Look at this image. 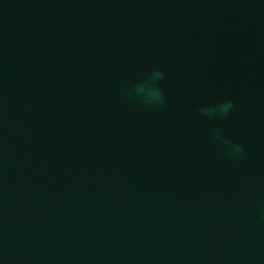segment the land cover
I'll return each mask as SVG.
<instances>
[{"label":"water","instance_id":"95a60500","mask_svg":"<svg viewBox=\"0 0 264 264\" xmlns=\"http://www.w3.org/2000/svg\"><path fill=\"white\" fill-rule=\"evenodd\" d=\"M0 264H264V5L0 0Z\"/></svg>","mask_w":264,"mask_h":264},{"label":"clouds","instance_id":"9594fccd","mask_svg":"<svg viewBox=\"0 0 264 264\" xmlns=\"http://www.w3.org/2000/svg\"><path fill=\"white\" fill-rule=\"evenodd\" d=\"M258 3L264 5V0H258ZM163 78V73L160 71L154 72V79L156 81ZM143 89H137L136 97L142 99L145 103L160 105L164 102L163 93L160 91L158 87L153 85L150 89V92L147 95L142 94ZM233 108V104L231 101H227L219 106V109H202V112L208 116L213 117L217 115H226ZM228 155L230 157H238L242 155V149L239 145H229Z\"/></svg>","mask_w":264,"mask_h":264}]
</instances>
